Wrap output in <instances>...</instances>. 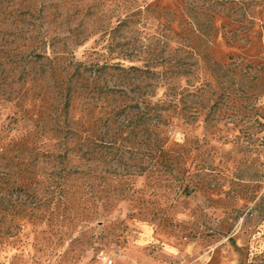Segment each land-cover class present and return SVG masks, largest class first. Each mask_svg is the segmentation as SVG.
<instances>
[{
    "label": "rangeland",
    "instance_id": "obj_1",
    "mask_svg": "<svg viewBox=\"0 0 264 264\" xmlns=\"http://www.w3.org/2000/svg\"><path fill=\"white\" fill-rule=\"evenodd\" d=\"M236 9L209 63L181 0H0V264H264V1Z\"/></svg>",
    "mask_w": 264,
    "mask_h": 264
},
{
    "label": "trees",
    "instance_id": "obj_2",
    "mask_svg": "<svg viewBox=\"0 0 264 264\" xmlns=\"http://www.w3.org/2000/svg\"><path fill=\"white\" fill-rule=\"evenodd\" d=\"M182 9L185 16L187 17L186 24L187 30L192 33L193 38L187 37L188 43L193 45L198 57L203 62H209V51L207 50V42L213 32L214 18L218 14H223L229 17L227 12L230 9L237 11L238 9L249 7L252 4H258L259 0H181ZM264 1V0H263ZM245 6V7H244ZM243 12V11H242ZM249 26L253 24V21H248ZM186 30V31H187ZM214 66H219V63L212 61ZM213 69V68H211ZM220 69V68H219ZM218 71V70H216ZM245 73L241 74V78L244 79ZM70 103L68 100L65 102V108L69 107Z\"/></svg>",
    "mask_w": 264,
    "mask_h": 264
}]
</instances>
